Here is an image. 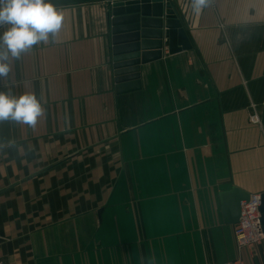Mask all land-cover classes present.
I'll return each instance as SVG.
<instances>
[{
	"label": "crops",
	"instance_id": "0c3cea01",
	"mask_svg": "<svg viewBox=\"0 0 264 264\" xmlns=\"http://www.w3.org/2000/svg\"><path fill=\"white\" fill-rule=\"evenodd\" d=\"M172 2L191 46L139 90H116L105 1L55 7V38L10 60L0 91L44 114L0 122V263L264 264L221 200L264 193V0Z\"/></svg>",
	"mask_w": 264,
	"mask_h": 264
},
{
	"label": "water",
	"instance_id": "95a60500",
	"mask_svg": "<svg viewBox=\"0 0 264 264\" xmlns=\"http://www.w3.org/2000/svg\"><path fill=\"white\" fill-rule=\"evenodd\" d=\"M101 1L107 2L118 93L139 90L141 66L162 59L166 45L170 54L190 48L172 0H46L54 7ZM249 198L250 194L238 188L221 194L226 222H239L241 202ZM261 198L259 210L264 230V193Z\"/></svg>",
	"mask_w": 264,
	"mask_h": 264
},
{
	"label": "clouds",
	"instance_id": "9594fccd",
	"mask_svg": "<svg viewBox=\"0 0 264 264\" xmlns=\"http://www.w3.org/2000/svg\"><path fill=\"white\" fill-rule=\"evenodd\" d=\"M209 0H192V9L199 14ZM63 13L46 0H0V25L11 27L0 34V77L10 71V60L41 42H49L60 31ZM44 114L41 102L34 94L19 97L0 91V122L7 120L35 126ZM258 121V117L256 118Z\"/></svg>",
	"mask_w": 264,
	"mask_h": 264
},
{
	"label": "built area",
	"instance_id": "2783aa9c",
	"mask_svg": "<svg viewBox=\"0 0 264 264\" xmlns=\"http://www.w3.org/2000/svg\"><path fill=\"white\" fill-rule=\"evenodd\" d=\"M257 117L254 115L253 122L259 123ZM261 199V194H253L248 200L241 202V216L239 222L235 224V238L240 248L254 247L264 241V230L259 210Z\"/></svg>",
	"mask_w": 264,
	"mask_h": 264
}]
</instances>
